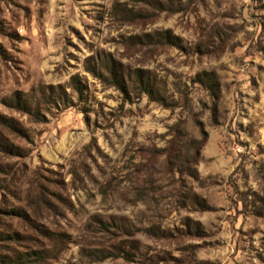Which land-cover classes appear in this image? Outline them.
Here are the masks:
<instances>
[{
	"label": "rangeland",
	"instance_id": "obj_1",
	"mask_svg": "<svg viewBox=\"0 0 264 264\" xmlns=\"http://www.w3.org/2000/svg\"><path fill=\"white\" fill-rule=\"evenodd\" d=\"M0 116V264H264V0H0Z\"/></svg>",
	"mask_w": 264,
	"mask_h": 264
},
{
	"label": "trees",
	"instance_id": "obj_2",
	"mask_svg": "<svg viewBox=\"0 0 264 264\" xmlns=\"http://www.w3.org/2000/svg\"><path fill=\"white\" fill-rule=\"evenodd\" d=\"M159 39L161 41H164L166 43L169 42H173L175 43L174 39L176 38L175 36H172L168 31H164L161 34H159ZM113 81L114 83L117 85V87H119L120 89L123 88V86L120 84L119 80L115 78L114 74H113ZM134 81V82H133ZM133 83H135V85H137V88L144 93H148L149 95H151L154 91V89L149 85L148 79L141 75V73H137L136 74V78L134 80H132ZM72 85L73 87L76 89V91L81 92V84L79 82V80L76 77H72ZM49 88L52 89V86H50ZM53 93V91H52ZM59 95L61 94L60 91L57 92ZM57 95V96H59ZM60 101L62 100L61 97L58 98ZM12 105L22 111L25 112L31 116L34 117H38V115L40 114L39 110L36 108H33V106L29 105L27 103L26 100H22L20 98V96H18V93H15L14 96L12 97ZM49 103H52L53 101H51L50 96H48V101ZM46 104V102H43ZM37 104H40V102H38ZM64 107L67 106V103H63ZM0 124L1 125H5L6 127L10 128L13 131H19L20 128L16 126V124H14V120L10 119V118H5L0 116ZM0 143L2 145V147H0V149L4 152H13V153H18V147L17 146H12V143H10L9 141L6 142V144H4L1 140V135H0ZM1 167V164H0ZM40 199V196L38 197L37 200ZM41 255V252H38ZM27 254H22L20 257H17V260L15 261V258H13V264H27V258L23 259L24 256H26ZM30 260V259H29ZM18 261V262H17Z\"/></svg>",
	"mask_w": 264,
	"mask_h": 264
}]
</instances>
